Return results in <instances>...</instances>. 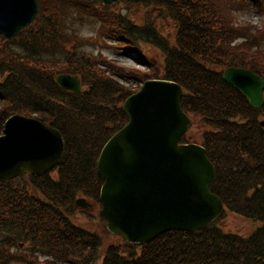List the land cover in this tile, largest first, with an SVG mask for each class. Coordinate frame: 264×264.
<instances>
[{
    "label": "trees",
    "instance_id": "16d2710c",
    "mask_svg": "<svg viewBox=\"0 0 264 264\" xmlns=\"http://www.w3.org/2000/svg\"><path fill=\"white\" fill-rule=\"evenodd\" d=\"M68 1L38 0L32 24L13 40L0 35V135L11 116L21 115L57 129L65 144L51 172L0 180V264H264V105L252 108L223 79L227 68L264 78V24L236 19L251 5L262 8L264 0H129L161 6L173 20V39L152 23L145 28L95 7L91 16L102 33L146 72L78 53V41L63 37V19L58 21V6ZM144 43L161 52V75L144 55ZM58 47L67 54L66 69L59 72L56 62L45 60ZM60 73L78 76L82 93L61 89L55 82ZM153 79L183 88L182 108L203 127L199 144L215 166L211 191L223 202L220 217L229 211L261 222L249 236L213 222L194 233H164L148 244L115 236L116 242L104 245L103 236L74 218L78 198L100 204L98 158L128 123L123 104L141 88L133 82ZM181 142L189 143L186 136ZM39 248L48 250L45 260Z\"/></svg>",
    "mask_w": 264,
    "mask_h": 264
},
{
    "label": "water",
    "instance_id": "95a60500",
    "mask_svg": "<svg viewBox=\"0 0 264 264\" xmlns=\"http://www.w3.org/2000/svg\"><path fill=\"white\" fill-rule=\"evenodd\" d=\"M38 11L37 0H0V33L13 39ZM223 79L252 108L264 105V78L258 74L227 68ZM55 82L65 91L82 93L78 76L60 74ZM183 94L172 81L144 82L123 104L128 123L99 155L97 171L104 179L99 215L126 242L146 244L169 231L196 232L223 210L222 200L211 191L216 172L206 149L181 143L190 124L181 105ZM260 124L264 127V121ZM64 147L57 129L36 118L10 117L0 135V180L49 173L58 166ZM76 206L88 209L90 204L78 199Z\"/></svg>",
    "mask_w": 264,
    "mask_h": 264
},
{
    "label": "rangeland",
    "instance_id": "374dc122",
    "mask_svg": "<svg viewBox=\"0 0 264 264\" xmlns=\"http://www.w3.org/2000/svg\"><path fill=\"white\" fill-rule=\"evenodd\" d=\"M64 1V0H63ZM74 5H69L70 0L63 5L58 3L60 8V18L63 19L62 36L65 38H76L78 41L76 44L78 53L92 54L97 58L105 59L108 62L116 64L121 67L131 68L134 71L146 72V68L135 59V57H128L121 55L117 46L111 41L107 35L102 33L101 22L94 19L91 14L94 13L96 8H103V12L108 15L119 13L122 16L132 18L136 23L143 27H148L151 23L154 28L161 34L171 36L174 38V23L168 13H163L161 6L150 5L151 3L143 4L137 2H129V0H114L111 3H105L104 0H71ZM237 20L241 22H249L253 26L260 27L264 24V5L262 8L251 5L245 11H241L236 14ZM72 43L69 42L67 49L70 48ZM142 51L147 59L150 60L151 65L156 67V71L162 69V54L152 44H142ZM67 54L63 49L58 47V53L54 57L53 55L45 56L46 62L49 60L56 62L57 66L55 71H65L67 64ZM57 59V60H54ZM61 66V67H60ZM150 70V69H147ZM65 74V73H60ZM58 75V74H57ZM134 89L140 88L141 83L133 82ZM140 90V89H139ZM1 109V104H0ZM192 128L187 132L186 138L189 143L201 142V133L203 127L199 124L198 119L191 118ZM101 207L95 206V208L89 211L82 209L77 210L75 217L83 224L87 223L89 227L96 230V232L103 236L104 245L116 242V237L110 233L106 226V221L99 216V210ZM216 223L230 233H239L243 236H249L252 232H255L261 227V222L249 220L247 218L238 216L236 214L225 211L223 216L216 220ZM1 237V234H0ZM41 260H45V256L39 253Z\"/></svg>",
    "mask_w": 264,
    "mask_h": 264
}]
</instances>
